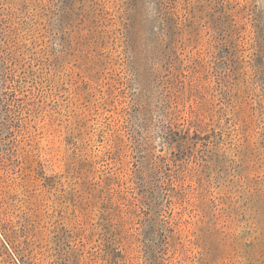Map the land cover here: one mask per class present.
<instances>
[{
    "label": "rangeland",
    "instance_id": "obj_1",
    "mask_svg": "<svg viewBox=\"0 0 264 264\" xmlns=\"http://www.w3.org/2000/svg\"><path fill=\"white\" fill-rule=\"evenodd\" d=\"M0 264H264V0H0Z\"/></svg>",
    "mask_w": 264,
    "mask_h": 264
}]
</instances>
